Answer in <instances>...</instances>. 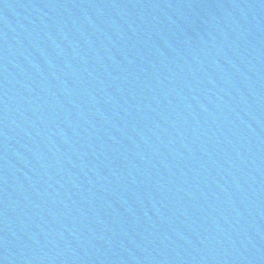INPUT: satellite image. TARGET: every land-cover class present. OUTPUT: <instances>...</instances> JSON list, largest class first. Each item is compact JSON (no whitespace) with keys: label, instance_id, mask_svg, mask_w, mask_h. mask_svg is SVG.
Here are the masks:
<instances>
[{"label":"water","instance_id":"95a60500","mask_svg":"<svg viewBox=\"0 0 264 264\" xmlns=\"http://www.w3.org/2000/svg\"><path fill=\"white\" fill-rule=\"evenodd\" d=\"M0 264H264V0H0Z\"/></svg>","mask_w":264,"mask_h":264}]
</instances>
